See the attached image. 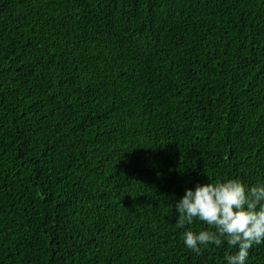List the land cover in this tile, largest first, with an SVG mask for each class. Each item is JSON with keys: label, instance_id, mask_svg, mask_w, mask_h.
<instances>
[{"label": "trees", "instance_id": "16d2710c", "mask_svg": "<svg viewBox=\"0 0 264 264\" xmlns=\"http://www.w3.org/2000/svg\"><path fill=\"white\" fill-rule=\"evenodd\" d=\"M228 179L264 181V0H0V264H225L173 204Z\"/></svg>", "mask_w": 264, "mask_h": 264}, {"label": "clouds", "instance_id": "9594fccd", "mask_svg": "<svg viewBox=\"0 0 264 264\" xmlns=\"http://www.w3.org/2000/svg\"><path fill=\"white\" fill-rule=\"evenodd\" d=\"M173 206L176 226H187L181 233L183 245L193 253L227 244L234 251L224 254L225 264H249L250 250L264 244V181L251 187L240 179L197 183ZM195 223L205 227L194 231Z\"/></svg>", "mask_w": 264, "mask_h": 264}]
</instances>
